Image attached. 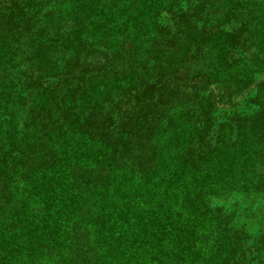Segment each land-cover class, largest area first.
I'll return each mask as SVG.
<instances>
[{
    "label": "trees",
    "instance_id": "16d2710c",
    "mask_svg": "<svg viewBox=\"0 0 264 264\" xmlns=\"http://www.w3.org/2000/svg\"><path fill=\"white\" fill-rule=\"evenodd\" d=\"M260 73L264 0H0V264H264Z\"/></svg>",
    "mask_w": 264,
    "mask_h": 264
},
{
    "label": "rangeland",
    "instance_id": "374dc122",
    "mask_svg": "<svg viewBox=\"0 0 264 264\" xmlns=\"http://www.w3.org/2000/svg\"><path fill=\"white\" fill-rule=\"evenodd\" d=\"M258 83L264 84V74L260 73L254 76L248 93L234 98V108L240 109L247 98L253 97ZM223 107L218 105V114L226 111V108ZM251 111V107L247 110L244 109L245 113ZM211 207L219 208L226 215L232 214L233 227L242 229L249 235L255 234L258 229H264V200L261 195L231 193L227 196L212 199Z\"/></svg>",
    "mask_w": 264,
    "mask_h": 264
}]
</instances>
